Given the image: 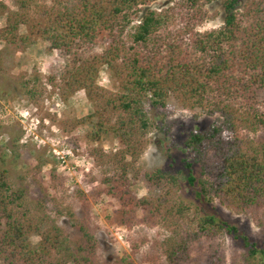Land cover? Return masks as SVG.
I'll return each mask as SVG.
<instances>
[{
  "label": "trees",
  "instance_id": "trees-1",
  "mask_svg": "<svg viewBox=\"0 0 264 264\" xmlns=\"http://www.w3.org/2000/svg\"><path fill=\"white\" fill-rule=\"evenodd\" d=\"M154 1L55 0L47 6L13 0L16 10L0 2V14H7L0 40L26 46L38 37L45 39L63 58L61 94L67 98L84 90L96 103L95 112L82 120L94 123L92 138L110 133L121 144L120 173L103 179L104 192L120 205V223L178 225L190 211L177 195L181 176L200 205L198 231L191 239L227 233L246 249L245 264H264V246L223 218L213 204L216 198L236 211L264 215V152L246 149L239 136L241 131L264 129V0H163L160 9L150 6ZM212 3L221 6V25L198 30L205 6ZM21 25L26 33L19 32ZM103 67L119 82L116 92L97 84ZM170 95L184 107L220 115V124L191 131L179 170L146 171L144 179L154 193L137 197L128 187L125 160L129 156L134 161L142 150L149 127L145 102L165 106ZM225 131L231 136L225 137ZM209 152L216 160L207 163ZM20 200L21 191L13 188L7 169L0 166L1 263L100 264L97 240L84 224L78 225L81 236L72 248L56 227L53 232L20 220ZM31 232L40 237L34 244ZM211 250L196 264H224L222 255ZM187 251L184 238L169 242L165 254L180 264Z\"/></svg>",
  "mask_w": 264,
  "mask_h": 264
},
{
  "label": "rangeland",
  "instance_id": "rangeland-1",
  "mask_svg": "<svg viewBox=\"0 0 264 264\" xmlns=\"http://www.w3.org/2000/svg\"><path fill=\"white\" fill-rule=\"evenodd\" d=\"M0 2L9 10L17 9L13 0ZM54 2L37 0L35 5L52 6ZM162 3L163 0H156L150 6L160 9ZM205 9V18L196 28L201 31L218 28L222 17L220 4L212 3ZM6 16L0 14V28L5 25ZM26 30L24 25L19 28L20 33ZM62 64L60 54L41 37L26 46L0 40V166L7 169L13 188L21 191L22 206L17 208L16 216L43 230L55 232L56 227L68 237L72 248L81 236L78 225L84 224L97 240L96 260L100 264H177L167 259L165 250L169 242L184 238L188 239V255L180 264L205 261L210 248L222 255L224 264H245L246 249L227 233L191 239V234L198 231L200 205L181 176L177 195L189 205L190 211L178 225L119 222L120 205L104 192L103 179L120 173L117 159L121 144L110 133L92 138L94 123L82 119L95 112L96 103L84 90H76L67 98L61 94ZM97 84L116 92L119 82L103 67ZM260 98H264V93ZM144 109L149 127L142 150L134 161L129 156L125 160L129 163L128 187L137 197L154 193L144 179L146 171L162 168L177 172L190 132L210 128L221 120L218 114L184 107L173 95L165 106L155 107L146 101ZM223 135L230 137L231 133L225 131ZM239 136L246 149L264 152L262 127L256 132L241 131ZM215 160L213 152H209L207 163ZM195 173L200 176L198 164ZM213 201L223 218L264 246L262 212H239L216 198ZM39 239L35 232L30 233L33 244Z\"/></svg>",
  "mask_w": 264,
  "mask_h": 264
}]
</instances>
